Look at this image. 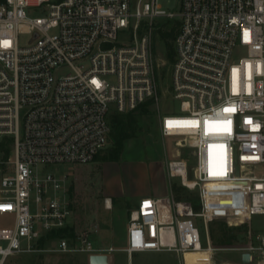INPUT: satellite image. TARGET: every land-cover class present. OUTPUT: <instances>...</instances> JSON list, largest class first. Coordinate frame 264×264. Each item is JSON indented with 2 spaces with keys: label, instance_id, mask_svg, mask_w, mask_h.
I'll return each instance as SVG.
<instances>
[{
  "label": "built area",
  "instance_id": "built-area-1",
  "mask_svg": "<svg viewBox=\"0 0 264 264\" xmlns=\"http://www.w3.org/2000/svg\"><path fill=\"white\" fill-rule=\"evenodd\" d=\"M164 20L177 27L168 89L177 107L159 111L161 134L176 138L167 171L197 190L200 207L141 197L123 250L130 264L142 251L192 264L187 253L221 250L208 223L222 217L247 226L243 258L264 264V226L253 222L264 223V0H178L170 11L160 0L0 1V144L13 142L0 160V217H12L0 225V264L21 253L120 250L95 243L93 229L41 244L72 214L65 177L47 167L93 161L114 112L160 100L153 39Z\"/></svg>",
  "mask_w": 264,
  "mask_h": 264
},
{
  "label": "rangeland",
  "instance_id": "rangeland-1",
  "mask_svg": "<svg viewBox=\"0 0 264 264\" xmlns=\"http://www.w3.org/2000/svg\"><path fill=\"white\" fill-rule=\"evenodd\" d=\"M160 3L163 8L170 11L177 7L178 0H160ZM159 31L158 29L154 35L153 55L160 100L147 101L146 106L149 111L139 115L142 128L124 141L119 158L117 160L103 159L112 147V142L109 141L93 161L63 163L47 167L59 177H65L62 192L64 193L65 188L69 207L72 210L67 227H74L77 232L93 229L91 237L95 243L113 245L120 249L104 256V260L99 263L93 261L88 253H71L75 260L74 264H130V257L123 247L126 244L129 214L136 204V199L138 197L140 199L147 193L158 196L173 194L175 197L172 190L173 184L184 186L179 177H172L167 171V162L176 152L174 147L176 138L164 137L159 129V111H170L177 107V103L172 100L168 90L174 60L170 62L166 58L164 42L160 38ZM29 38V34H21L20 43L26 44ZM12 150L13 142L7 139L6 145L0 146V160L11 156ZM191 154L190 148H186L183 153V158L189 161L190 171H192L193 163ZM187 189L197 192L196 189ZM107 199L110 201V206L107 204ZM11 222V216L0 217V225ZM253 222L254 226L260 230L264 226L263 219L259 216L255 217ZM208 224L209 231L211 228L214 230V238L210 235L212 245L221 250H216L210 257L206 251L194 253L187 258L188 263L260 264L259 257L255 256L253 259L244 260L243 250H240L247 243L246 225L229 224V221L222 217L214 218ZM203 235L206 237L205 229H203ZM229 236L232 239L228 242L224 241ZM49 241L46 240L44 244L54 242ZM56 255L58 254L48 252L21 253L16 254L14 259L18 264H25L31 256H35L33 264L40 262L52 264L56 263ZM131 264H182V262L172 251H142L132 254Z\"/></svg>",
  "mask_w": 264,
  "mask_h": 264
},
{
  "label": "trees",
  "instance_id": "trees-1",
  "mask_svg": "<svg viewBox=\"0 0 264 264\" xmlns=\"http://www.w3.org/2000/svg\"><path fill=\"white\" fill-rule=\"evenodd\" d=\"M3 1V0H1ZM160 38L164 42L165 46V55L166 58L172 62L175 58L174 45L172 39L175 37L177 32V27L175 21L173 20H164V22L158 25ZM147 102L140 105L137 109L128 111V112H114L111 115V131H110V141L112 142V147L109 148V151L106 155L103 156V159L106 160H117L120 156V152L123 149L124 141L130 136L134 135L139 129L142 128L139 123V115L147 113L149 110L147 108ZM7 139L3 140L0 146H5ZM172 190L174 195L178 199H187L190 200L196 209L200 207L199 195L188 190L186 187L181 185L173 184ZM212 231V232H211ZM212 238H214V230L211 228ZM74 233L73 227H61L50 233L48 237L41 239V244H44L46 240L51 238L62 237L65 235L72 236ZM232 237H226L224 241H230ZM214 241V239H213ZM217 244V242H214ZM56 255V263L52 264H74L75 260L71 256V253H54ZM59 256V257H57ZM35 256H31L29 261L25 264H33V259ZM43 257V256H42ZM15 255L7 258L4 264H18L15 261ZM39 264H45L40 262Z\"/></svg>",
  "mask_w": 264,
  "mask_h": 264
},
{
  "label": "crops",
  "instance_id": "crops-1",
  "mask_svg": "<svg viewBox=\"0 0 264 264\" xmlns=\"http://www.w3.org/2000/svg\"><path fill=\"white\" fill-rule=\"evenodd\" d=\"M146 193H147V192H146ZM167 193H168V192H167ZM144 196H156V197H160V196H158V195H156V194H151V193L143 194L141 197H144ZM161 196H163V195H161ZM164 196H165V195H164ZM139 200H140V199H139V197H138V198L136 199V201H135V203H136L135 206H137ZM135 206H134V207H135ZM73 228H74V227H73ZM56 239H57V238H51V239H49V240L55 242ZM126 240H127V238H126ZM50 241H49V242H50ZM54 242H53V243H54ZM50 243H52V242H50Z\"/></svg>",
  "mask_w": 264,
  "mask_h": 264
},
{
  "label": "water",
  "instance_id": "water-1",
  "mask_svg": "<svg viewBox=\"0 0 264 264\" xmlns=\"http://www.w3.org/2000/svg\"><path fill=\"white\" fill-rule=\"evenodd\" d=\"M248 256V255H247ZM104 255H93L92 256V260L93 261H96V262H102L104 260Z\"/></svg>",
  "mask_w": 264,
  "mask_h": 264
},
{
  "label": "bare ground",
  "instance_id": "bare-ground-1",
  "mask_svg": "<svg viewBox=\"0 0 264 264\" xmlns=\"http://www.w3.org/2000/svg\"><path fill=\"white\" fill-rule=\"evenodd\" d=\"M186 181H188V180H186ZM107 204H108V206H110V201L108 199H107ZM200 252H203V251H196V252H192V253H187L186 257L189 258L190 255H192L194 253H200Z\"/></svg>",
  "mask_w": 264,
  "mask_h": 264
}]
</instances>
